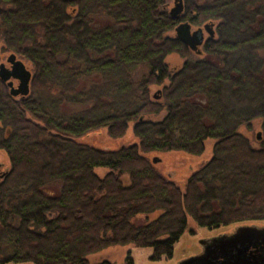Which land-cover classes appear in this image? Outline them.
Wrapping results in <instances>:
<instances>
[{
  "label": "trees",
  "instance_id": "1",
  "mask_svg": "<svg viewBox=\"0 0 264 264\" xmlns=\"http://www.w3.org/2000/svg\"><path fill=\"white\" fill-rule=\"evenodd\" d=\"M167 1L0 0L2 49L31 66L25 97L0 81V264H90L126 245L158 262L188 219L264 222V0H182L175 19ZM180 22L215 25L199 55L169 35ZM253 121L256 146L238 132ZM130 124L137 144L76 142L101 129L120 139ZM207 140L212 156L183 190L145 157L199 156Z\"/></svg>",
  "mask_w": 264,
  "mask_h": 264
},
{
  "label": "rangeland",
  "instance_id": "2",
  "mask_svg": "<svg viewBox=\"0 0 264 264\" xmlns=\"http://www.w3.org/2000/svg\"><path fill=\"white\" fill-rule=\"evenodd\" d=\"M171 8H173V0H168L166 2V10L169 12ZM203 25H201L200 27H202ZM213 26L215 30V25L213 24ZM196 28L197 27L192 26V30ZM169 35H174V32L171 31ZM207 38L208 36L204 34V39L206 40ZM9 54L11 53L6 52L2 49V44L0 43V64L3 63L6 67H8L5 60ZM16 58L20 59L17 56ZM21 61L26 66L27 70L30 71L31 66L28 65L25 61ZM166 62L170 69H174L180 67L183 60L178 55H171L166 59ZM14 85H16V82H14ZM157 90L158 88H153L151 90L152 94H155ZM238 132L243 137L251 141L253 146H256V135L258 133L261 134L260 122L253 121L249 125V128L246 126H242L239 128ZM76 142L91 146L99 150L110 151H115L120 149L121 147L137 144V140L132 133V124L128 126L125 135L120 139H111L107 135L106 130L101 129L78 138ZM212 146L213 140L205 141L204 151L199 156H191L183 152L174 151L166 153H149L144 156L149 160H152L153 158L160 159L158 163L152 165L154 169L165 179L183 190L187 179L211 158ZM8 169V158L2 151H0V174ZM107 171L108 170L104 168L94 169V173L98 177H103L107 173ZM132 223H144V216H137L132 220ZM242 225L264 226V222L246 223L237 226ZM237 226L235 225L231 227H220L217 229L209 230L198 227L192 220L188 219L184 233L180 237L179 241L173 246L172 256L170 259L162 257L158 262H152L150 260L152 255V250L150 248H136L131 245H126L107 248L99 253L88 256L87 261L90 264H96L103 261L109 262L110 264H125L126 260L130 258L132 260V264H178L182 260L197 255V253L200 251V246L198 245L199 240L212 238L224 233L229 234Z\"/></svg>",
  "mask_w": 264,
  "mask_h": 264
},
{
  "label": "water",
  "instance_id": "3",
  "mask_svg": "<svg viewBox=\"0 0 264 264\" xmlns=\"http://www.w3.org/2000/svg\"><path fill=\"white\" fill-rule=\"evenodd\" d=\"M182 12V0H173V8L169 10L170 17L179 18ZM173 32L175 38L188 50L199 55L204 42L214 37V26L213 23H206L202 27L192 30L189 23L180 22L174 27ZM204 34L208 36L206 40ZM5 62L8 67L3 63L0 64V81L6 84L9 95L11 97L27 96L31 72L13 53L8 55ZM153 97L156 99V94ZM256 138L260 139V133L256 135ZM151 161L156 164L160 159L153 158ZM260 244L264 245V226H237L229 234L224 233L199 240L200 253L182 260L178 264H264V246H261L260 250H256L257 246H255Z\"/></svg>",
  "mask_w": 264,
  "mask_h": 264
},
{
  "label": "flooded vegetation",
  "instance_id": "4",
  "mask_svg": "<svg viewBox=\"0 0 264 264\" xmlns=\"http://www.w3.org/2000/svg\"><path fill=\"white\" fill-rule=\"evenodd\" d=\"M214 35H215V30H214ZM255 246H257V249H256V250H260L259 248H260L261 246H264V245L260 244V245H255ZM199 250L201 251V248H199ZM200 251H199L197 254H199Z\"/></svg>",
  "mask_w": 264,
  "mask_h": 264
}]
</instances>
